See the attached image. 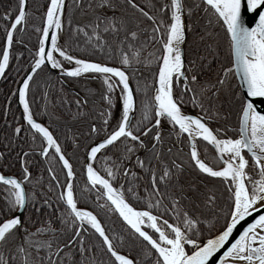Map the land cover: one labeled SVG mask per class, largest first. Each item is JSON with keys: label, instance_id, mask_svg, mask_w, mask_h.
Here are the masks:
<instances>
[{"label": "snow or ice", "instance_id": "obj_1", "mask_svg": "<svg viewBox=\"0 0 264 264\" xmlns=\"http://www.w3.org/2000/svg\"><path fill=\"white\" fill-rule=\"evenodd\" d=\"M28 3L18 0L14 12L0 17L5 21L0 79L14 59L22 62L24 53L14 48L24 45L16 36L27 30ZM262 8L264 0H164L159 8L140 0H73L71 5L47 0L42 25L34 28L37 46L28 49L31 62L21 67L25 74L12 93L27 126L15 127L13 139L23 134L34 147L22 151L20 178L0 173V264H264V109L255 99L264 98V11L252 20L254 26L244 15ZM71 10L80 11V18ZM201 10L207 37L218 38L219 29L227 45L226 64L214 85L200 79L207 55L186 62L188 33H196L193 17ZM219 47L217 39L205 52L218 57ZM141 66H155L154 95L145 94L138 106L137 93L145 92L137 76ZM53 70L59 72L61 95L45 125L32 107L39 91L33 85L41 73ZM80 80L100 81L99 104L91 89L71 100L64 94V82ZM44 85L42 99L48 101L50 77ZM177 85H182L179 93ZM225 88L236 105L237 123L214 129L210 123L219 112L212 101ZM186 96L200 114L184 111ZM57 108L72 123L84 121L86 132L78 135L66 125L62 144L53 127L63 119L55 115ZM48 110L46 103L45 114ZM165 121L168 138L161 131ZM81 140L86 141L82 159L77 155ZM201 145L214 150L210 160ZM36 155L48 161L47 192L55 190L54 201L45 196L40 203L44 181L34 180L31 171L39 164ZM6 158L0 151V164ZM77 162L86 177L79 193ZM192 173L217 180L223 192L185 184V174ZM45 207L55 219L34 221L33 214L43 215ZM112 216L121 221L125 236L109 234L102 220Z\"/></svg>", "mask_w": 264, "mask_h": 264}, {"label": "trees", "instance_id": "obj_2", "mask_svg": "<svg viewBox=\"0 0 264 264\" xmlns=\"http://www.w3.org/2000/svg\"><path fill=\"white\" fill-rule=\"evenodd\" d=\"M18 0H0V17H3L7 13L14 12L16 6H17ZM191 2V0H189ZM67 3L71 5L73 3V0H67ZM76 3H79V0H76ZM140 3L142 4H149L151 6L152 3H155L157 7H161L164 3V0H140ZM47 6V0H29L28 3V12H29V19L27 23V30L23 33L22 37L20 34H17L16 39L19 41L21 38L24 41V45H19L14 48V52L16 54L24 53L22 57V62L18 64L16 60L14 59L11 63V67L6 75L5 78L0 79V151L5 152L7 154V158L5 161H3L2 164H0V171L5 174H11L18 178L21 176V163H22V151H30L34 147L31 143L30 139H25L24 135L22 134L21 137L13 139L14 136V129L15 127L20 126L21 124L26 123L21 119L20 112L18 110V107L16 105L15 96H12V93L15 92L16 86L20 78L23 76L24 72L20 71L21 67L27 68L29 63L31 62V58L28 54V49L32 48L35 50L37 43H38V37L39 34L34 31L35 27H39L42 25V18L44 16L45 10ZM72 15H74L77 19L80 18V11L78 10H71ZM15 16H12V19ZM193 19L198 23L199 27L197 28V31L195 34L188 33V45L185 46V51L187 53L186 56V62L187 59L194 58L197 54H203L207 55V59L204 61V69L201 74V82H209V85L216 84L217 78L221 76L222 73V64H226L225 61V54H226V42L223 38V33L221 30L216 29L215 31L220 32V36L218 38H208L205 31V25L207 23V17L204 16L203 11H199L196 13L193 17ZM12 21V20H11ZM11 21L7 22V26L9 27ZM5 21L3 19H0V48L4 45L5 40ZM23 27V25L21 26ZM207 31H212V29H208ZM201 36H205V39L203 41L200 40ZM67 39V37H65ZM217 39L219 40V56L215 57L213 54H208L205 52V49L209 44L215 46L217 43ZM152 49L156 48V45H151ZM146 55V53H145ZM155 71V66L152 67H145L141 66L140 71L137 73V76L140 78V84L142 88H145V92L137 93V104L139 106L140 101L144 99L145 94L149 96V92L152 88V75ZM51 78L52 85L50 89V96L49 100L45 101L42 99V95L45 91L48 89L45 88L44 80ZM59 79V76H56L52 72L50 74L41 73L39 77H37L36 84L33 85V89L39 87V91H35L34 96L32 97V107L34 112H36V118L39 122L44 123L45 125L52 122L50 120V117L52 116L51 112V105L53 103L59 104L60 101V92L58 91L60 88V84L57 83V80ZM236 80L231 81L230 87L232 89H235L236 86ZM101 83L98 80H80V81H66L64 82V94L68 96V99L71 100L74 98V94L76 92H80L81 96L85 94V92L89 89H91L92 94H94V100L97 104L100 102V96L98 93L101 91ZM133 87H136V81H133ZM181 90V88H179ZM208 95H212L211 92L208 93ZM188 97H185L186 103H187ZM49 105L48 114H45V104ZM189 106L190 103H187ZM205 104L207 106L208 102L205 101ZM212 104L216 110L219 112V118H214L211 121V127L212 128H223L225 126L233 127L237 123V108L236 105L233 103V97L229 94L227 89H223L220 91L219 98L213 99ZM74 107V106H73ZM192 108V107H191ZM197 108V107H194ZM185 109V108H184ZM56 116H63V119L59 122H54L53 127L56 128L58 131L56 132V135L60 136L61 143H64V137L61 135V132L65 130L66 125L68 127H71L72 131L76 132L78 135L81 132H86V123L84 121H81L79 123H72L69 120V117L65 115L60 108H57L55 110ZM115 116L118 119L119 118V109L115 110ZM227 116L228 119L224 120L223 117ZM95 118V116H93ZM136 119H140V112L138 111L136 114ZM115 123V122H113ZM145 125L150 126V124L145 121ZM146 129V128H145ZM165 132V137L168 138L167 131ZM71 134L69 133V136ZM174 139L171 136V141ZM11 143V147H7ZM80 148L77 153V155L82 159L83 154L85 153V140L79 141ZM21 145L23 147H21ZM204 145H201V149ZM206 148V147H205ZM208 149V148H207ZM38 152L39 149H36ZM67 151L68 153H71L73 151V145L71 142V139L67 141ZM143 155V153H141ZM213 153L208 154V159H211V156ZM35 160L39 161V164L37 166H34L31 171L33 173L34 180L37 177H42L44 181V187L39 189L40 192H43L45 195H41L39 197L40 203L44 202L45 196L48 198H51L53 201L55 200V190L53 192H47V186L48 181L50 179L49 173L46 171L48 167V161L45 160L43 157L36 155ZM31 163V161H30ZM58 167V166H57ZM77 168V192L79 193L80 188L83 187L86 177L82 176L80 173V164L76 163ZM60 179L63 180L64 176L61 173ZM184 182L187 184L188 182H192L194 184L201 185V191L204 190L203 185L206 184L209 188L215 187L219 189L218 195L223 192V188L220 185V183L213 179V178H207L205 179L202 176H197L195 173H192L191 175L185 174ZM29 191H32V187L29 186ZM2 195V194H0ZM89 205L91 204V200L88 201ZM223 203V201H221ZM40 205L38 204L37 207ZM84 204H81V207H83ZM0 207H3V199L0 198ZM50 209H47L46 207L43 209V215L39 213L33 214L32 218L34 221L41 220L43 221L45 218L55 219V216L48 217V213L50 212ZM59 212H57V215ZM28 213H25V216H27ZM103 217V213L101 214ZM103 223H105L106 227L108 228L109 234L112 236H125L126 233L124 232L123 225L121 224V221L116 217L112 216L111 218L104 217L102 220ZM40 224H37L36 227H40ZM32 231H35V228L32 229ZM95 240V237H91L89 239V242H93Z\"/></svg>", "mask_w": 264, "mask_h": 264}, {"label": "water", "instance_id": "obj_3", "mask_svg": "<svg viewBox=\"0 0 264 264\" xmlns=\"http://www.w3.org/2000/svg\"><path fill=\"white\" fill-rule=\"evenodd\" d=\"M245 2H246V0H245ZM45 11H46V10H45ZM259 11H264V8L258 10V12L255 13V14L245 12L244 15H245L246 23H249V24H251V26H254V23H252V20H253V19H258V13H259ZM250 18H251V19H250ZM14 19H15V17L12 19V21H14ZM12 21H11V22H12ZM10 25H11V23H10ZM10 25H9V28H10ZM52 73L55 74L56 76H59V72H58V70H53ZM24 74H25V73H24ZM24 74H23V76H24ZM19 86H20V80L18 81V84H17V86H16V90L18 89ZM16 90H15V91H16ZM152 95H154V89H153V88H152V91H151V96H152ZM255 99H256L257 102H258V104H257L258 108H260V109H264V98H255ZM15 101H16V105H17V107H18V110H19V112H20V115H21V117H22V106H20L19 103H18V96H15ZM185 112L188 113V114H192V115H198V114H195V113H192V112H187V111H185ZM38 122H39V121H38ZM0 173H3V172L0 171ZM3 174L6 175V176H14V175H11V174H5V173H3ZM15 177H16V176H15ZM249 222H250V221H249ZM245 226H246V225H245ZM241 230H242V229H241Z\"/></svg>", "mask_w": 264, "mask_h": 264}, {"label": "flooded vegetation", "instance_id": "obj_4", "mask_svg": "<svg viewBox=\"0 0 264 264\" xmlns=\"http://www.w3.org/2000/svg\"><path fill=\"white\" fill-rule=\"evenodd\" d=\"M179 88H182V85H177V93H179L180 92V89ZM151 91H152V88H151V90H150V92H149V97L151 96ZM192 107V108H191ZM185 109L184 110H186V111H194V112H199L200 113V109L197 107V108H194L192 105H188L187 103H185V107H184ZM151 126V125H150ZM210 127H211V123H210ZM146 130V129H145ZM161 131L164 133V135H166L165 134V132L164 131H167V133H169V131H170V125L165 121V122H163V126H162V129H161ZM168 136H169V134H168ZM172 138L174 139L173 140V142H175L176 143V147H180L181 145L179 144V142L178 141H176V137H175V135H172ZM203 147V146H202ZM208 148V149H207ZM207 148H205V147H203L202 149H201V151L202 152H207L208 154H211V153H213L214 154V150L213 149H211V147L210 146H208ZM185 151H187V148L185 147Z\"/></svg>", "mask_w": 264, "mask_h": 264}]
</instances>
